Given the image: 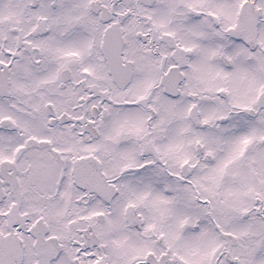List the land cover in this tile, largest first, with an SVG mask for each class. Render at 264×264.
<instances>
[{
  "label": "snow or ice",
  "instance_id": "6c2138e0",
  "mask_svg": "<svg viewBox=\"0 0 264 264\" xmlns=\"http://www.w3.org/2000/svg\"><path fill=\"white\" fill-rule=\"evenodd\" d=\"M0 264H264V0H0Z\"/></svg>",
  "mask_w": 264,
  "mask_h": 264
}]
</instances>
